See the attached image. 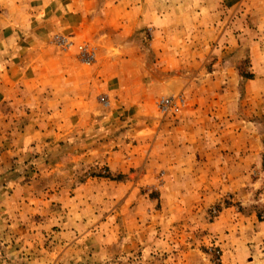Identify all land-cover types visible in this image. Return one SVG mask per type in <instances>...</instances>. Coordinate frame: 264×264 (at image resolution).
I'll return each mask as SVG.
<instances>
[{
  "label": "rangeland",
  "instance_id": "obj_1",
  "mask_svg": "<svg viewBox=\"0 0 264 264\" xmlns=\"http://www.w3.org/2000/svg\"><path fill=\"white\" fill-rule=\"evenodd\" d=\"M124 1L88 0L86 10L82 0L72 6L69 1V10L86 11L97 23L90 38L55 33L42 41L48 62L39 76L46 87L68 76L63 65L70 62L95 74L103 59L100 32L117 36L103 28V19L108 29L119 26L118 18L131 19L133 6ZM204 3L188 0L186 6L192 9L188 20L209 41L198 61L214 77L199 90L206 93L199 103L211 112L200 119L197 144H179V133L164 126L178 123L189 107L182 93L156 96L145 110L150 115L136 106L130 113L113 108V100L100 93L102 113L93 123H106L89 131L78 126L81 132L59 133L63 116L53 96L38 102L37 110L25 103L29 110L14 117V124L0 121V144H26L0 172V190H10L0 195V264H264L262 11L250 0L230 14L224 3ZM58 6L48 5V12ZM28 9L26 0H0V41L6 21L25 19ZM139 31L147 44L150 32ZM63 40L74 45L63 47ZM232 43L235 52L221 49ZM79 45L96 50L92 64L82 62ZM166 98H181L183 106L164 113L159 102Z\"/></svg>",
  "mask_w": 264,
  "mask_h": 264
},
{
  "label": "crops",
  "instance_id": "obj_2",
  "mask_svg": "<svg viewBox=\"0 0 264 264\" xmlns=\"http://www.w3.org/2000/svg\"><path fill=\"white\" fill-rule=\"evenodd\" d=\"M69 1L70 6L76 2V0H26L29 9L25 19L17 17L14 21L9 19V22L6 21L8 25L3 29V39L0 41V121L6 119L7 125L14 124L16 120L14 117L18 114L23 117L29 110L25 108V103L33 106L31 110H37L38 102L51 99L50 96H53L52 99L57 100V110L63 116L58 124L59 133L81 132L78 126H83L84 131H89L106 123H93L94 116L102 113L98 110L96 101L100 93H106L113 100V108L122 107L130 113L136 106L137 110L145 115L151 114L145 110L150 109L156 96L182 93L189 107L177 116L178 123L166 122L164 126L170 125L169 127H172L168 129L172 133H179L178 140L181 141V137L183 139L179 144H197L198 133L202 132L200 119L205 114L209 117L208 112H211L204 110L203 104L199 103L202 97L206 96L205 92L200 93V89L205 83H209L210 87L214 77L206 74L205 63L200 64L198 61V53L208 51L209 41L201 39L204 38L205 31L188 20L192 11L186 7L188 0H175V4L179 5L176 7L180 10L178 12L173 11L174 0H128L133 6L128 10L131 19L125 21L118 18L119 26H112L111 29L107 28L103 19V28L106 31L115 29L116 32L113 33L117 36L100 32L97 42L103 46L100 50L103 59L97 64L95 74H92V70L83 72L82 66L70 62L63 65V69L68 70V76L56 78L54 83L58 84L57 87L49 88L45 86V79L39 76L43 64L48 62L43 58L47 49L43 47L45 43L42 41L55 33L75 35L82 39L90 38L92 24L97 23V20L91 19L90 13L86 11L78 12L73 7L69 10ZM82 1L83 10H86L88 0ZM246 1L202 0L203 3L213 6H221L224 3L229 14L239 5L240 7L245 5ZM250 1L252 8L254 3L261 7L255 6V9L257 13L262 11L261 19L264 20V0ZM53 3L59 6L50 13L48 5ZM124 3L123 0V5ZM240 10L246 14L244 9ZM203 13L204 8L201 6L196 8L198 17L200 15L202 17ZM191 15L194 16V13ZM21 23L23 28L27 29L24 33L18 29ZM143 27H146L151 36L147 44L142 43L144 34L139 31ZM135 36L140 38L132 42L131 37ZM208 37L211 40V36ZM236 47L238 46L232 43L221 49L226 48L235 52ZM112 49L116 52L111 51ZM57 54L55 57L64 58ZM205 76L208 79H205ZM226 79L225 77L223 80ZM211 100L210 110L213 108L214 98L209 99ZM61 115L58 114L57 117ZM22 130L26 135L30 133L27 127ZM25 145L0 144L4 149L0 154V172L6 171L13 153L18 148L22 150ZM3 193L10 195V190L8 192L7 189L0 190V195Z\"/></svg>",
  "mask_w": 264,
  "mask_h": 264
},
{
  "label": "built area",
  "instance_id": "obj_3",
  "mask_svg": "<svg viewBox=\"0 0 264 264\" xmlns=\"http://www.w3.org/2000/svg\"><path fill=\"white\" fill-rule=\"evenodd\" d=\"M63 41H64L63 47L66 46L71 48L74 45V42H70L68 40L67 41L63 40ZM78 49L82 57V62L84 64L90 65L95 61L96 50L91 49L89 46L86 45H79ZM183 103L184 101L181 98H166V99H162L159 102V108L164 113L178 112L183 106Z\"/></svg>",
  "mask_w": 264,
  "mask_h": 264
},
{
  "label": "trees",
  "instance_id": "obj_4",
  "mask_svg": "<svg viewBox=\"0 0 264 264\" xmlns=\"http://www.w3.org/2000/svg\"><path fill=\"white\" fill-rule=\"evenodd\" d=\"M108 177H110V176H108Z\"/></svg>",
  "mask_w": 264,
  "mask_h": 264
}]
</instances>
